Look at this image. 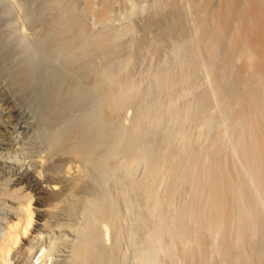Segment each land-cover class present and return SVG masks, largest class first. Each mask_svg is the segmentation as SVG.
<instances>
[{
    "label": "rangeland",
    "instance_id": "1",
    "mask_svg": "<svg viewBox=\"0 0 264 264\" xmlns=\"http://www.w3.org/2000/svg\"><path fill=\"white\" fill-rule=\"evenodd\" d=\"M242 1L246 15L255 0H27L28 11L17 0L28 18L27 32L35 36L18 40L38 61L37 78L30 97L23 98L24 55L8 61L1 53L6 47L0 48V232L18 205L7 195L20 176L60 177L70 164L63 150L77 130L85 135L81 143L94 145V164L85 166L78 190L53 199L58 202L47 216L49 228L33 239L31 258L17 255L20 264H81L73 247L90 222L86 208L93 199L112 208L107 234L95 245L101 264H264V206L248 166L255 147L248 146L252 139L246 134L256 114L243 101L252 70L231 51L235 31L244 26L243 16L233 13ZM0 14L5 35H18L21 18L3 6ZM221 24L230 25L214 50L208 37ZM251 37L264 43L256 32ZM41 60L47 72L64 70L69 76L62 78L63 87L84 101L70 105L57 95L58 100L50 89L59 78L47 76ZM46 94L57 110L66 104L79 109L65 113L70 122L56 131L49 120L43 124L50 115L40 111L39 99ZM106 101L114 105L110 114ZM111 113L110 127H103L98 116ZM257 129L264 141V117ZM215 172L222 181L212 177H218ZM226 173L237 187L224 204L228 215L245 208L255 216L252 230L242 236L236 219L226 232L202 229L212 211L213 187L226 182Z\"/></svg>",
    "mask_w": 264,
    "mask_h": 264
},
{
    "label": "bare ground",
    "instance_id": "2",
    "mask_svg": "<svg viewBox=\"0 0 264 264\" xmlns=\"http://www.w3.org/2000/svg\"><path fill=\"white\" fill-rule=\"evenodd\" d=\"M251 1L253 2L254 0H251ZM251 1H250V3H252ZM17 3H18L17 0H0V6H3L6 10L10 11L11 13H14L15 15H17L21 18L20 30L19 29L16 30V33L17 32L19 33V34L17 33L18 35H16V34L5 35L6 32L0 26V48L4 47V49H5V47H6V50H4V51L1 49V51H2L1 53L4 54V57L6 59H8V61H14L16 54L20 53V54L24 55V58L21 61V67H22V71H23V74H21L22 76L19 77L17 75L20 79L18 77H16L15 75H13V76H14L15 80H17V79L20 80L21 90H22L21 94H22V96H24L23 98H25V97L29 98L31 90L33 89L35 80L37 78L34 67H35V63L38 61H36V58L33 54H30L28 52L27 48L22 44V42L18 40V38H19L18 36H24L25 38H28V39H33V37H35V36H33V33L27 32L28 28L26 27L27 24H25V23H27L28 18L26 17L25 12H23L20 8H18L19 6ZM244 3L245 2L242 1V4H244ZM254 3H256V4H252L253 8H251L250 13H247L246 15H244L242 13L246 3L244 5H242L240 2V4H238L236 9H234V10L229 9L228 12L230 15L232 14L231 15L232 17L228 16L229 14L226 15V21L229 19V17H230V19L235 17L233 15V13H235V11L237 12V14L240 13L238 16H240V15H241V17L243 16L242 19L244 20V21L242 20L244 22V24H243L244 26H242L241 28L238 26L240 29L236 28L237 29L235 31L236 35L233 36V40H232V44H233L232 48H234V49L231 48L232 49L231 51H234V53H232V54L235 56V58L244 59V61H246V65H247L246 67L249 68V70H252L251 77H249L250 82L249 81H246V82L249 83L248 86L253 82L252 84H255L256 85L255 87L257 88L254 90L253 89L254 86L251 84L252 87L249 86V89L246 88V89H248V91H246L247 93L245 92V95L248 94L247 95L248 98L246 99V97L244 96V99L243 98L242 99L244 102H246L245 105L247 107H245V109L249 108L250 112L252 111V112H255V114H256V115H254L255 117L252 120V123H250V127L248 126V129L246 131L247 133L246 132L245 133L248 135L247 137L252 139V142L250 141L249 142L250 144L248 143V146L254 145V147H255L254 148V147L250 146L251 148H254V149H251V150H253L252 151L253 154H252V158L250 157L251 158L250 161H248V163L250 162L248 166H249V168H250V170H251V172L255 178V181L257 184L256 187H258L257 189L260 190L259 191V193H260L259 198L261 199V201H260L262 204L261 207H263L264 206L263 205V203H264V199H263L264 198V141H263V134H261V132L258 130L259 128L257 129V124H258L259 119L261 117H264V112H263L264 111V43L262 42L263 38H261L259 40H257V39L254 40L251 36H253V34L255 35V32L258 33V35H261L262 37L264 36V31H263L264 25L262 24L264 22V20H263L264 19V0H255ZM22 4H23L26 11H28V9L31 8V5L29 4V2H27V0H23ZM231 10H233V13H231L232 12ZM226 13H227V11H226ZM229 20H228V22H230ZM1 21H2V15L0 14V22ZM230 24H232V22ZM230 24H228V25H230ZM0 25H1V23H0ZM228 25L227 26L224 25L225 26L224 27L221 24L220 28L218 26V28H217L218 30L215 31L216 34H214V33L212 35L209 34V36L212 37V39H210V37H208V39L212 43V46H211V47H213L212 49L215 48L216 44L220 40V36H222L223 33L226 32L225 30L228 27ZM11 26H13V25H11ZM228 32H229V30H228ZM11 42H13V43H11ZM73 48H75V46L71 47L70 50H67L65 52V55H68V52H72L74 50ZM229 50H230V48H229ZM230 58H231V55H230ZM40 65L43 66L44 68H46L47 76L49 75V76H52L55 78L56 77L59 78L58 80L54 81V85L50 89L51 92L52 91L54 92L53 93L54 95H56V96L59 95V97L63 96L64 100L68 99V103L70 105H75L74 103H77V102H75L77 100L78 101L82 100V102L84 101V99L80 98L72 89H70L71 87H69V88L63 87V82L61 81V80H63L62 78L69 76L64 72V70H62L60 68L58 69V68L53 67L52 68L53 70L49 69V71L47 72V62L41 60ZM49 67H50V65H49ZM104 76H105V74H104ZM108 76H109V73H107V76L104 77L105 81H106V78ZM105 81H103V82H105ZM42 86L46 90H47V88H49L47 85V82H44V81H42ZM250 89H252V90H250ZM51 97H53V96H51ZM59 97L57 96V99L62 101V98L59 99ZM51 99L52 98L47 97V94H46V96L42 95L39 99V105L41 108L40 111L48 112L50 115V117L48 119L47 118L43 119L44 120L43 124L46 123V125H47V120H49L50 122L48 123V126L52 127V130L56 131L57 129H60V125H64V124L68 125V122H70V119H68L67 114L68 115H74L73 112H76L79 109L74 110V108L72 106L70 108H68L69 104H66L65 108H63L62 110H57L56 107L52 104ZM105 99H107V98H105ZM55 101H57V100H55ZM107 101H108V99H107ZM107 101L105 102V103H107L105 108L109 110V114H110V111L113 112L112 109L114 108L113 107L114 105L112 106L111 103H109ZM63 103H66V102H63ZM108 110H105V111L108 112ZM245 112L246 111H244L242 113H245ZM65 113H67V114H65ZM35 114L39 118L42 119L41 115L39 114V112L37 110H35ZM107 115H106V117L105 116L104 117L98 116L97 120L101 121L102 125L104 123L105 125H108V127H110L109 121L112 122V120L110 118V117H112V113H111V116H107ZM69 118H70V116H69ZM94 123H95V121H94ZM58 125H59V128H58ZM87 126L89 128L90 124ZM111 126H112V124H111ZM83 127H85V126H83ZM103 127H104V125H103ZM82 130H84V128ZM76 132L80 133V131H78V130ZM76 132L73 135H71L72 137L68 141L69 142V145H68L69 148H68V146H66L67 149L63 150V151H67L66 154H68V156L70 157V159H69L70 164L66 163L68 165L67 166L68 168L66 167L67 168V169H65L66 171L64 173L62 171V173L59 174L60 177H54V179H52V180L50 179L51 176H49L47 178V176L45 175L46 174L45 172L47 170L44 172L45 174L43 173L45 175L44 177H41V176H43L42 174L40 176V174L37 175V173H36L37 178H38V176H40L41 177L40 179H35L34 177H33L34 179H31L32 175L30 176L29 179H25L23 177L21 178V176H20V178L17 179L18 182L14 186L15 188L14 189L12 188L13 191L11 190L12 194L7 195V198L9 195H11L13 198L15 197L14 198L15 201L14 200L13 201L16 202V200H18L16 203L18 205L15 207V206H12V204H11V206L14 208L13 209L14 211L11 210V208H12L11 206H10L11 208L9 207L11 212H14V213L11 215L9 214L10 216L7 215L8 218L7 217H6L7 219L5 218L6 224H4V227L1 230L2 233L0 232L1 233V235H0V264H20L19 260L18 261L16 260L17 255L20 253L22 255H25L26 253H27V255L30 254L29 251H31V246H32L31 244H32L33 239L39 237L43 230H45L46 228H49V222H48L47 216L50 212H52L51 211L52 207L55 206L58 202V200H57V202L55 201L53 203V199L54 200L55 199L61 200L64 195H68V194L71 195V193L74 190L75 191L78 190V187L81 184V177L83 176V174H82L83 170H84L85 166H87L89 161L92 160L91 158H92V155L94 153V145L88 144L89 146H87V144H85L86 145L85 146L79 140L80 135H83V133L77 134ZM84 132H85V130H84ZM83 136H85V135H83ZM93 138H96V137H93ZM88 139H87V141H88ZM64 158H66V157H64ZM41 160L45 161L44 158ZM40 162H42V161H40ZM93 162H94V160H92V163ZM37 163H39V162H37ZM42 163H44V162H42ZM35 168H37V167H35ZM26 169H25V171H26ZM32 170H30V171H32ZM21 172H23V171H21ZM36 172H38V171H36ZM39 172H42V171H39ZM29 173H31V172H29ZM32 173H33V171H32ZM215 173H213V174H215ZM227 174L228 173H226V175L222 176L223 178H225V176H228V178L226 177V179L223 180V181H226L225 183L222 182V184H221V182L220 183L216 182V184H220V185H216L215 187H213L214 190L211 192L212 193V196H211L212 201L211 202L209 201L210 203H212L211 204L212 211H211L210 217L206 221L203 219L204 220L203 222H205V224H204L202 229L205 230V232L207 231V232H211V233L212 232L213 233L214 232H222V231L224 232L225 230L227 231L229 222L233 219H236L238 222V226L236 227V228H238L237 234H238V236L239 235L242 236V235H244L246 230H252L251 225L254 224V223L252 224V222H253L252 219L255 216L252 217L250 212H247L246 210L243 211L245 208L243 210L239 211V213L241 212L240 214L236 213L234 216H232L234 213L230 212L231 214L228 215V212H226L227 209L224 208V204L226 203L227 198L236 192L235 190L237 189V187H236V184H235L234 180L232 179V177L231 176L229 177V174L228 175ZM215 175H218V177L217 176H212V177H216L215 179L222 181V179L220 180V178H219V174L216 173ZM27 176H28V173L26 174V177ZM35 194H37L36 201H35V204L37 203L36 205H34V202H33ZM11 196H9V197H11ZM48 201L52 202V206L48 205ZM49 204H50V202H49ZM53 204H55V205H53ZM239 205H240V203H239ZM255 205H257V203L254 204L253 206H255ZM242 208L243 207H241V209ZM86 209H87V213L89 212L91 219L89 218L90 220H88V222L89 221L90 222L89 223L87 222L88 225H86V227H84L85 229H82L80 231L79 239H78V241H75L76 243L73 247V249H74L73 251H75L77 259H79L81 264H101L102 255L99 254L98 251H96L95 245H96V242L101 238L102 235L104 236L107 234V228L108 227H107L106 221L108 222V217L111 215L110 210H112V208L109 207V204L106 203L104 200H94L93 199V200L88 201ZM255 209H256V207H255ZM250 211L252 212L251 209H250ZM253 211H255V210H253ZM191 214H192V212H191ZM88 217H89V215H88ZM251 220H252V222H251ZM70 226H72V225H70ZM229 227H231V226H229ZM107 238H108V236H107ZM226 239H228V237ZM226 239H225V241H226ZM229 241L230 240H228L226 242L228 243ZM197 242H199V241H197ZM226 242H224V243H226ZM200 246H201V244L198 243V247H200ZM229 246H227V247H229ZM43 254H44V252H43ZM34 256H36L35 253H34ZM39 264H42V261Z\"/></svg>",
    "mask_w": 264,
    "mask_h": 264
}]
</instances>
